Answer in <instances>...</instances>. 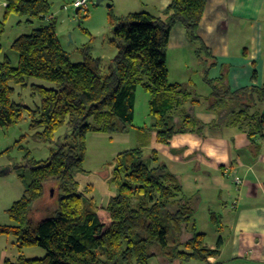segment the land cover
<instances>
[{
    "label": "trees",
    "instance_id": "obj_1",
    "mask_svg": "<svg viewBox=\"0 0 264 264\" xmlns=\"http://www.w3.org/2000/svg\"><path fill=\"white\" fill-rule=\"evenodd\" d=\"M4 1L0 127L15 124L26 110L31 126L41 127L37 135L42 141H51L62 127L67 130L48 159L29 161L26 170H20L22 165L14 168L24 190L7 209L13 224L0 225V235L13 234L20 247L39 246L46 254L40 258L19 256L16 262L6 259V264H151V260L175 264L217 254L221 239L211 248L205 234L195 230L192 201L156 149L137 147L121 152L114 168L115 180L120 179L118 191L105 207L94 211H87L84 195L75 192L71 174L73 169H81L88 131L133 127L139 85L149 94L148 109L154 119L139 130L155 132L157 144H167L175 133L189 129L199 97L185 85L169 81L166 55L170 31L180 23L198 53L209 58V48L198 35L205 0H172L165 18L147 11L121 18L112 30L117 53L106 72L102 60L86 48L81 49L82 61L70 60L56 36L54 18L47 20L51 0ZM10 14L27 22L47 20L12 41L18 54L16 66L7 55L1 58V34ZM31 79L42 83L29 84ZM206 82L211 89L208 107L216 111L218 122L229 116L247 127L250 138L262 134L264 115L250 110L255 101L264 100V86L231 92L224 78ZM28 86L39 98L33 108L13 98L17 88ZM51 181L63 193L58 194L53 214L33 222L28 219L32 204L43 198ZM187 234L190 236L183 238Z\"/></svg>",
    "mask_w": 264,
    "mask_h": 264
},
{
    "label": "crops",
    "instance_id": "obj_2",
    "mask_svg": "<svg viewBox=\"0 0 264 264\" xmlns=\"http://www.w3.org/2000/svg\"><path fill=\"white\" fill-rule=\"evenodd\" d=\"M171 2L144 0L137 11L165 18ZM198 35L209 48V58L198 53L180 23L170 31L166 55L168 79L174 72L185 80L173 77L170 82L199 97L189 129L175 133L167 144H157L155 132L146 131L149 140L141 147L156 149L179 176L195 211V230L205 234L207 245L215 248L221 239L217 254L175 264H264V129L250 138L247 127L233 118L218 122L206 100L211 92L206 79L224 78L231 92L264 86V0H205ZM250 111L264 115V100L255 101ZM6 259L1 251L0 264Z\"/></svg>",
    "mask_w": 264,
    "mask_h": 264
},
{
    "label": "rangeland",
    "instance_id": "obj_3",
    "mask_svg": "<svg viewBox=\"0 0 264 264\" xmlns=\"http://www.w3.org/2000/svg\"><path fill=\"white\" fill-rule=\"evenodd\" d=\"M74 1L51 0L50 16L47 20L54 18L56 36L72 62L82 61L81 49L86 48L91 56L102 60L103 71L106 72L117 53V47L112 42L113 28L121 18L137 11L144 0H102L99 4H96V0H87L86 7L82 9H77L73 5ZM4 3V0H0V20H3L4 16ZM25 20L26 18L17 14L8 15L1 34V58L7 55L13 66L17 65L18 54L11 47L12 41L47 22V20L32 22ZM189 76L197 82L196 74ZM173 77L178 82H185L174 72H171L169 81L173 82ZM31 82L32 79L29 84ZM13 98L32 108L39 103L38 96L32 94L29 86L24 89L17 88ZM148 99L149 94L139 85L135 95L133 127L113 132L90 130L85 135L81 169H73L71 174L76 182L75 192L83 194L87 201V211L105 207L109 198L117 193L120 179L115 180L114 168L118 155L125 150L147 145L149 132L138 128L153 123L154 119L149 114ZM31 123V116L24 110L18 122L8 127H0V225L13 224L7 209L21 197L24 189L23 182L18 178L14 168L19 169L18 165H22L20 170H26L29 161L48 159L51 152L64 141L67 131L65 127L60 128L51 141L45 142L37 135L41 127L31 126ZM8 170L10 173L7 172ZM62 193L63 191H58L57 183L52 181L47 183L43 198L32 204L28 219L37 222L53 214L58 194ZM189 236L187 234L183 238ZM1 251H6L11 262H16L19 256L40 258L46 254L45 249L39 246L20 247L13 234L0 235ZM150 263L159 264L157 260H151Z\"/></svg>",
    "mask_w": 264,
    "mask_h": 264
},
{
    "label": "built area",
    "instance_id": "obj_4",
    "mask_svg": "<svg viewBox=\"0 0 264 264\" xmlns=\"http://www.w3.org/2000/svg\"><path fill=\"white\" fill-rule=\"evenodd\" d=\"M87 0H75L73 5L77 7V9H82L86 7ZM235 178V176H234Z\"/></svg>",
    "mask_w": 264,
    "mask_h": 264
},
{
    "label": "water",
    "instance_id": "obj_5",
    "mask_svg": "<svg viewBox=\"0 0 264 264\" xmlns=\"http://www.w3.org/2000/svg\"><path fill=\"white\" fill-rule=\"evenodd\" d=\"M101 1L102 0H96V4H99ZM76 11H78V10L76 9Z\"/></svg>",
    "mask_w": 264,
    "mask_h": 264
}]
</instances>
